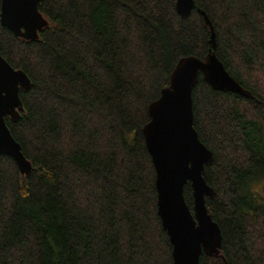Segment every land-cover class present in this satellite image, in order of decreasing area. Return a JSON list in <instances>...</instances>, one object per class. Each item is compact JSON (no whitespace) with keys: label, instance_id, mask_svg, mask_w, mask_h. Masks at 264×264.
<instances>
[{"label":"trees","instance_id":"trees-1","mask_svg":"<svg viewBox=\"0 0 264 264\" xmlns=\"http://www.w3.org/2000/svg\"><path fill=\"white\" fill-rule=\"evenodd\" d=\"M176 2L44 0L48 25L30 41L0 21L1 55L31 79L7 124L32 164L25 175L0 154V264H174L143 128L179 60L211 49L251 96L202 73L193 87L222 232L199 264H264V194L251 188L264 182V0H195L186 18ZM184 195L193 210L190 181Z\"/></svg>","mask_w":264,"mask_h":264},{"label":"water","instance_id":"water-1","mask_svg":"<svg viewBox=\"0 0 264 264\" xmlns=\"http://www.w3.org/2000/svg\"><path fill=\"white\" fill-rule=\"evenodd\" d=\"M42 1L2 0V25L20 38L37 40L49 22L39 9ZM176 7L186 18L196 2L177 0ZM203 14L215 46L214 27L207 13ZM200 73L215 89L251 96L211 49L205 59L195 55L182 57L171 74L170 84L149 105L150 120L143 133L156 168L158 211L173 245L174 264H199L203 251L218 253L222 246L221 228L206 205V197L215 196V189L206 179V166L212 163L214 155L194 126L192 91ZM30 87L31 79L26 72L12 66L0 53V154L13 157L25 175L31 173L32 164L13 136L7 117L14 122L19 120L24 111L20 90ZM189 181L194 194L193 210L184 195V186Z\"/></svg>","mask_w":264,"mask_h":264},{"label":"rangeland","instance_id":"rangeland-1","mask_svg":"<svg viewBox=\"0 0 264 264\" xmlns=\"http://www.w3.org/2000/svg\"><path fill=\"white\" fill-rule=\"evenodd\" d=\"M261 180V179H260ZM257 181L256 183L251 185V188L255 189V190H259L262 194H264V182L261 181Z\"/></svg>","mask_w":264,"mask_h":264}]
</instances>
